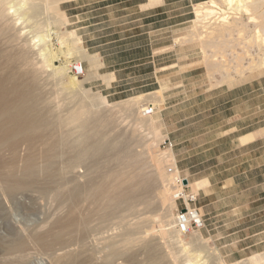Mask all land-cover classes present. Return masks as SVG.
Returning a JSON list of instances; mask_svg holds the SVG:
<instances>
[{
	"label": "bare ground",
	"instance_id": "6f19581e",
	"mask_svg": "<svg viewBox=\"0 0 264 264\" xmlns=\"http://www.w3.org/2000/svg\"><path fill=\"white\" fill-rule=\"evenodd\" d=\"M68 1L0 0V208L4 198L38 193L36 198L48 195L60 209L44 227L0 235V256L8 257L0 262L24 264L26 246L33 244L53 250L49 264H264V250L227 263L199 229L179 234V168L172 148L158 147L166 135L160 116L146 113L160 107L164 86L118 103L85 87L92 78L109 82L113 73H100V55L66 28L69 19L60 5ZM194 14L174 42L200 44L211 86L264 75V0H200ZM53 35L59 48L66 47L64 62ZM213 38L225 39L230 51L214 46L217 52L210 54L206 45ZM82 60L88 63L84 74L70 75L72 64ZM118 113L129 121L122 123ZM257 135L264 136V126L241 138ZM186 178L183 183L194 191L208 185L205 177ZM112 217L118 226L96 236ZM154 222L156 230L150 228Z\"/></svg>",
	"mask_w": 264,
	"mask_h": 264
},
{
	"label": "rangeland",
	"instance_id": "374dc122",
	"mask_svg": "<svg viewBox=\"0 0 264 264\" xmlns=\"http://www.w3.org/2000/svg\"><path fill=\"white\" fill-rule=\"evenodd\" d=\"M197 1L200 0H153L145 5L148 0H72L60 6L69 19L66 28L80 35L89 52L100 55L103 65L99 72L113 73L109 82L92 78L84 83L85 87L118 103L164 86L160 107L148 113L160 116L161 131L166 134L158 147L172 148L179 174L187 181L208 179L206 188L195 191L196 204L205 220L200 231L208 238V245L230 263L264 250V137L257 135L253 138L261 137L258 141L245 146H239L238 141L240 135L264 126V75L243 78L231 86H211L200 44L174 42L176 36L191 27ZM217 40L225 41L224 45L222 41L217 47ZM222 40L209 39L210 46L206 47L210 54L218 48L225 51L223 48L229 44ZM51 42L59 61L64 62L61 51L66 47L59 48L54 35ZM227 50L224 53L230 48ZM81 63L87 70V61ZM69 74L75 75L71 70ZM119 114L121 118L123 113ZM128 118L122 123L126 124ZM246 141L241 139L242 143ZM136 147L141 150L140 144ZM188 187L194 191L190 184ZM36 194V200L26 194H18L22 196L19 199H3L1 204L7 208H0V235L8 237L20 230L23 234L25 229L44 227L52 220L60 210L58 204L48 195L36 198ZM130 217L134 219L135 214ZM112 218L104 221L96 236L101 231L104 234L105 228L118 226V217ZM150 228L156 230L158 224L154 222ZM26 247L24 264H49L46 261L50 262L47 259L53 250H42L33 244Z\"/></svg>",
	"mask_w": 264,
	"mask_h": 264
},
{
	"label": "built area",
	"instance_id": "2783aa9c",
	"mask_svg": "<svg viewBox=\"0 0 264 264\" xmlns=\"http://www.w3.org/2000/svg\"><path fill=\"white\" fill-rule=\"evenodd\" d=\"M85 67L82 63H74L71 66V72L77 76L84 74ZM151 107L146 113H151ZM176 191L174 192V198L177 202V208L174 213L175 228L180 235L189 233L195 229H201L204 227L205 220L204 216L197 206L196 201L198 192L192 191L187 184L183 183V177L178 176L175 179Z\"/></svg>",
	"mask_w": 264,
	"mask_h": 264
},
{
	"label": "crops",
	"instance_id": "0c3cea01",
	"mask_svg": "<svg viewBox=\"0 0 264 264\" xmlns=\"http://www.w3.org/2000/svg\"><path fill=\"white\" fill-rule=\"evenodd\" d=\"M151 2H153V0H148V2L147 3H145V5H147V4H150ZM196 3V2H195ZM258 128H260V127H258ZM258 128H256V129H258ZM255 130V129H254ZM253 131V130H252ZM249 132H251V131H249ZM249 132H247V133H249ZM247 133H245V134H247ZM245 134H242V135H240L239 136V138H238V141H239V143H240V145L239 146H245V145H247V144H250V143H253L254 141H258L261 137H257V138H253V139H251V140H247L245 143H242L241 142V137L243 136V135H245ZM262 137H264V136H262ZM208 184H209V181H208ZM262 241V240H261ZM263 251V250H262Z\"/></svg>",
	"mask_w": 264,
	"mask_h": 264
},
{
	"label": "water",
	"instance_id": "95a60500",
	"mask_svg": "<svg viewBox=\"0 0 264 264\" xmlns=\"http://www.w3.org/2000/svg\"><path fill=\"white\" fill-rule=\"evenodd\" d=\"M183 182L186 183V180L184 179Z\"/></svg>",
	"mask_w": 264,
	"mask_h": 264
}]
</instances>
